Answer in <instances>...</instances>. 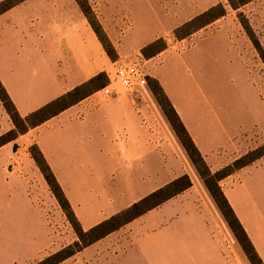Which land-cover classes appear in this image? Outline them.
<instances>
[{
  "label": "rangeland",
  "instance_id": "1",
  "mask_svg": "<svg viewBox=\"0 0 264 264\" xmlns=\"http://www.w3.org/2000/svg\"><path fill=\"white\" fill-rule=\"evenodd\" d=\"M52 1L31 0L26 5L24 16L29 29H35L38 24L35 11L44 10ZM88 1L115 49V59L108 56L106 73L114 72L115 62L138 61L149 78L162 77L188 112L197 120L199 118L200 134L205 137L207 132L213 133V147L221 149L223 161L237 152L235 144H239L241 150L264 144V62L238 16L239 12L245 14L264 48V0H254L239 11L233 10L228 0ZM220 3L227 8L224 17L186 39L176 38L174 30L178 26ZM161 37L168 48L147 58L143 48ZM14 43L15 49L21 52H37L30 49V37L17 38ZM99 96L104 97L102 93ZM121 96L128 100L126 105L136 115L138 141L143 139L147 148L153 146L158 155L153 167L148 168L152 170V178L144 166L139 169L142 177L136 180L132 174L138 163L129 168L113 155L115 131L110 121H105L100 128H95L89 121L82 123L81 119L69 126L55 121L40 132L39 138L46 144L48 155L68 193L76 203H82L80 212L87 209L93 214L98 213L105 205L101 196L117 195L122 189L121 169L129 175L128 185L123 184V187L132 188L137 184L138 189L141 188L122 207L186 174L193 185L169 202L183 206H217L152 90L149 95L125 92ZM119 107L116 105L113 110L116 117L120 113ZM107 108L103 105L104 110ZM112 117L109 116L111 121ZM11 129H14V123L0 99V135ZM38 130H30L16 141L0 147V264H35L40 260H31L37 255L39 245L50 243V238L51 248L47 250L50 252L78 240L55 195L43 211L35 192H28L22 186L17 190L10 189L13 174L23 176L26 172H40L30 152ZM151 158L148 155V162ZM158 211L156 214L162 212ZM217 211L222 238L232 244L233 260L225 245L220 247L217 240L199 238L193 239L192 250L186 251L180 263L176 251L163 248L155 252L154 264H251L218 207ZM43 232L46 241L42 239ZM135 263L147 264V261L137 256Z\"/></svg>",
  "mask_w": 264,
  "mask_h": 264
},
{
  "label": "crops",
  "instance_id": "2",
  "mask_svg": "<svg viewBox=\"0 0 264 264\" xmlns=\"http://www.w3.org/2000/svg\"><path fill=\"white\" fill-rule=\"evenodd\" d=\"M30 1L26 0L0 15V79L23 117L67 94L98 73L106 71L109 63L103 44L77 0H53L44 10L41 8L36 10L34 18L38 20V24L35 29L27 27L24 16L26 5ZM28 36L31 39L30 49H36V53L33 50L21 52L15 49L14 42L17 38L28 39ZM24 52L28 53L22 59ZM155 78L165 89L212 171L222 169L259 147L258 144L241 150L238 149L239 144H235L237 152L230 159L223 161L221 149L213 147V133L207 132L203 137L198 128L199 118L197 120L188 112L181 99L173 95L162 77L155 75ZM99 95L100 90L31 129V131L39 129L31 145L37 144L44 153L85 230L139 201L143 197L122 207L132 196L137 195L141 188L138 189L137 184L132 188L123 187V184L128 185L129 175L127 171L121 169L122 189L117 195L108 193L101 196L105 205L98 213L93 214L87 209L80 212L82 203L78 201L76 203L68 193L54 161L48 155L46 144L39 138L41 130L55 121L69 126L74 125L75 120L81 119L82 123L89 121L95 128H100L105 121H110L115 131L113 155L129 168H134L138 163L132 174L136 180L142 177L139 169H143L144 166L147 172H150L149 177H153L152 170L148 168L153 167L155 158L158 157L153 146L147 148L142 138L141 142L138 141L137 119L133 109L126 105L128 100L123 96L102 99ZM103 105L108 106L107 111L103 109ZM116 105L120 106L117 117L113 111ZM110 115L113 116L112 121ZM148 155L152 156L150 162L147 160ZM21 186L26 187L28 192L36 193L41 210L45 211L48 202H52L54 194L41 170L26 172L23 176L13 174L10 189L17 190ZM221 186L264 261V156L223 179ZM169 201L132 220L61 264H111V260L113 264H137L135 263L137 256L147 261V264H154L155 252L163 248L170 252L176 251L180 263V258L185 257L186 251L192 250L193 239L199 238L217 240L220 247L225 245L233 260L230 250L232 244L226 243L222 238L223 229L217 219V206L214 204L183 206L171 204ZM158 210L162 212L156 214L159 213ZM43 234L42 239L46 241L45 232ZM175 240L177 242H174ZM51 243L50 238V243L39 245L38 253L31 261L36 258L41 260L56 252L57 250L47 251L51 248ZM203 248L206 250V246ZM136 252H139V255Z\"/></svg>",
  "mask_w": 264,
  "mask_h": 264
},
{
  "label": "trees",
  "instance_id": "3",
  "mask_svg": "<svg viewBox=\"0 0 264 264\" xmlns=\"http://www.w3.org/2000/svg\"><path fill=\"white\" fill-rule=\"evenodd\" d=\"M25 1L26 0L1 1L0 15ZM252 1L254 0H228V3L233 10L239 11L243 6ZM77 2L81 6L86 17L89 19L91 26L103 44L108 56L114 60L116 56L115 49L102 24L95 15L89 1L77 0ZM226 14L227 8L224 4L220 3L214 5L178 26L174 30V34L179 40L186 39L197 31L224 17ZM238 16L243 28L264 62V48L256 36L251 23L243 12H239ZM167 48L168 45L166 40L161 37L145 46L143 48V53L147 58H152L165 51ZM108 84L109 78L107 73L105 71L100 72L89 81L75 87L67 94L23 117L0 79V99L14 123V129L0 135V147L12 141H16L20 135L28 133L31 129L45 123L93 93L101 90ZM149 84L169 123L187 151L191 161L197 168L209 190V193L235 235V238L243 248L248 260L251 264H264L262 257L257 252L252 240L239 220L221 186V181L223 179L263 157L264 144L237 158L222 169L213 172L159 80L150 77ZM30 152L78 236V240L74 244H70L50 254L35 264H61L81 252L86 247L113 233L150 210L160 206L193 185L189 175L186 174L178 177L165 186L133 203L123 211L100 222L94 227L85 230L40 147L37 144H33L30 147Z\"/></svg>",
  "mask_w": 264,
  "mask_h": 264
},
{
  "label": "built area",
  "instance_id": "4",
  "mask_svg": "<svg viewBox=\"0 0 264 264\" xmlns=\"http://www.w3.org/2000/svg\"><path fill=\"white\" fill-rule=\"evenodd\" d=\"M118 63L115 62L117 66L114 72L107 71L109 84L100 90L104 97L121 96L125 92L140 96L151 93L149 74L140 62Z\"/></svg>",
  "mask_w": 264,
  "mask_h": 264
}]
</instances>
